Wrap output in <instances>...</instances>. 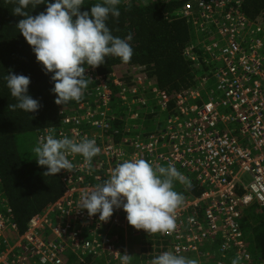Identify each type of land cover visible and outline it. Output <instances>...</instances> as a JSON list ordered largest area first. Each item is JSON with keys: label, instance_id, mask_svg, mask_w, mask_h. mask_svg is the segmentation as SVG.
I'll return each mask as SVG.
<instances>
[{"label": "built area", "instance_id": "1", "mask_svg": "<svg viewBox=\"0 0 264 264\" xmlns=\"http://www.w3.org/2000/svg\"><path fill=\"white\" fill-rule=\"evenodd\" d=\"M241 9L242 0H193L180 10L192 22L195 38L203 35L194 46L209 65L213 89L203 81L200 88L174 97L170 107L164 92L140 76L122 82L126 71L114 69L112 84L122 100L130 96L139 109L153 104L165 112V124L156 131L143 132L136 124L129 128L128 122L139 116L134 111L126 116L125 132L116 138L117 130L110 132L113 117L107 106L112 91L95 69L85 70L96 83L102 107L83 103L73 114L59 112L55 133L45 129L39 139L49 134L75 142L94 138L100 153L90 167L79 155L68 157L72 172L57 174L63 194L31 217L22 232L11 207L0 199V264H68L69 257L117 264V253L129 255V240L136 234L150 236L148 245L153 236L166 240L176 255L196 254L199 264H232L237 258L239 264L246 259L253 264L240 224L252 205L264 213V21L249 18ZM194 54L193 46L185 51L192 59ZM134 157L153 168L171 164L187 180L178 181L184 199L171 234L134 229L122 208L114 209L107 221L79 208L83 192L102 184L118 164ZM219 237L218 257L224 258L200 260L206 255L201 247Z\"/></svg>", "mask_w": 264, "mask_h": 264}, {"label": "trees", "instance_id": "2", "mask_svg": "<svg viewBox=\"0 0 264 264\" xmlns=\"http://www.w3.org/2000/svg\"><path fill=\"white\" fill-rule=\"evenodd\" d=\"M49 3L53 0H48ZM102 0H84L80 11L90 12L91 6ZM193 0H169L167 2L152 3L149 0H131L117 5L120 16H109L106 21L112 35L124 39L131 35L128 41L133 49V56L127 63L119 58L107 57L104 64L94 68L103 76L107 86L111 89V100L108 102V116L113 119L110 132L117 130L116 138L125 132L124 122L129 112H136L134 98L128 96L126 100L120 98L119 91L113 86L114 69L126 71L122 82L134 80L140 76L152 87L164 92L174 104V97L186 94L193 89L200 88L203 81L207 85L212 78L209 65L204 56L198 53L194 26L188 18L180 15L181 8ZM15 0H0V199L4 200L12 209L19 231L25 229L27 221L39 215L47 205L57 201L64 192L63 184L56 176H44L46 169L35 163L32 151L40 141L39 134L45 129L55 133L60 125L59 112L73 114L83 103L92 107H102L97 96L96 83L90 80L88 87L79 102L70 101L64 105L54 103L55 95L51 74H45L42 65L36 61L31 46L27 44L19 33L16 25L23 19L14 15ZM46 10V4H40L35 9L29 7L27 11L36 16ZM241 11L251 19L264 21V0H242ZM193 46L195 59L187 57L185 51ZM90 67L86 66V69ZM24 75L30 78L28 94L39 101L40 107L36 113L27 114L9 105L16 100L11 97L4 77L8 73ZM89 78V76H86ZM90 79V78H89ZM208 80V82H207ZM128 86V84H127ZM97 100V103L94 101ZM89 102V103H88ZM148 115H144L147 118ZM243 240L248 244V251L252 253L253 264H264V213L254 205L243 212L241 219ZM146 234H136L129 240V256L131 264H151L153 258L160 253L169 251L167 241L158 236L152 237L151 244L146 240ZM221 245L219 237L215 242H206L200 252L206 255L200 260L222 259L218 257ZM235 243H231V248ZM251 249V250H250ZM4 249H0V253ZM148 255L140 257L141 253ZM170 252V251H169ZM183 257L195 259L196 254ZM137 258V259H135ZM260 260V261H259ZM68 264H104L102 260L91 258L73 259L69 257ZM120 264V263H117Z\"/></svg>", "mask_w": 264, "mask_h": 264}, {"label": "clouds", "instance_id": "3", "mask_svg": "<svg viewBox=\"0 0 264 264\" xmlns=\"http://www.w3.org/2000/svg\"><path fill=\"white\" fill-rule=\"evenodd\" d=\"M14 15L24 17L16 28L23 36L42 65L44 73L51 74L55 95L54 103L64 105L79 102L91 79L85 76L86 66L96 68L104 64L107 57L119 58L127 63L133 56L128 43L131 35L121 39L112 35L106 21L109 16L118 18L117 5L120 0H102L91 6L90 12H81L84 0H15ZM46 4V10L36 16L27 9ZM4 79L10 95L16 100L9 105L13 111L19 109L28 115L39 110L40 103L28 94L30 78L8 73ZM35 163L46 169L44 176H56L62 170L72 172L69 156L79 155L84 163L100 153L94 138L79 142L49 134L38 141L32 149ZM174 181L187 183L186 178L169 164L167 167L153 166L142 158H132L118 164L110 177L81 195L80 209L89 217L99 214L100 221H107L114 209L126 213L128 224L136 230L150 234H171L176 228V212L183 203V195L174 190ZM120 264H131L126 252L117 253ZM151 264H199L165 251L152 259ZM232 264H239L233 259Z\"/></svg>", "mask_w": 264, "mask_h": 264}, {"label": "rangeland", "instance_id": "4", "mask_svg": "<svg viewBox=\"0 0 264 264\" xmlns=\"http://www.w3.org/2000/svg\"><path fill=\"white\" fill-rule=\"evenodd\" d=\"M197 38L202 39L203 38L202 33H198V35L196 36V39ZM208 86H210V88L213 89L214 88V81L209 80ZM136 109H137V113L139 116L132 123L130 121L128 122L129 128H132L131 124H136L137 125L136 127L140 126V129L143 132L156 131L158 128L163 127V125L165 124V120H166L167 115L165 114V112L161 111L155 105L149 104V106L146 107L145 109L144 108L139 109L138 107H136ZM144 115H148V117L144 118ZM163 167H165V165H163ZM244 179H245V183H248V180L246 178H244ZM180 184H181L180 182L174 181V190L177 191L178 193H180L179 192ZM144 255H148V253L147 252L141 253L140 257H142ZM135 259H137V258H135ZM148 262H150V261H147V264H149ZM111 264H116V262H112Z\"/></svg>", "mask_w": 264, "mask_h": 264}, {"label": "bare ground", "instance_id": "5", "mask_svg": "<svg viewBox=\"0 0 264 264\" xmlns=\"http://www.w3.org/2000/svg\"><path fill=\"white\" fill-rule=\"evenodd\" d=\"M242 252V251H240ZM244 264H251L252 262L249 259H246L245 261L243 260Z\"/></svg>", "mask_w": 264, "mask_h": 264}]
</instances>
